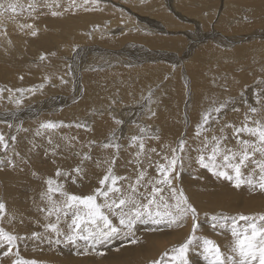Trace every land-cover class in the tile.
<instances>
[{
  "label": "rangeland",
  "instance_id": "1",
  "mask_svg": "<svg viewBox=\"0 0 264 264\" xmlns=\"http://www.w3.org/2000/svg\"><path fill=\"white\" fill-rule=\"evenodd\" d=\"M49 1L48 0H45V1L44 0H0V5L3 6V7H0V26H2V31L0 29V35L2 37V39H0V92H1L0 93V107L1 106L3 107V108H0V121H1L0 122V134H3V136L5 138V141L8 144V148L6 150L2 146H0V202H3L5 204V209L3 210L2 213H0V228H3L8 233H11V234H13V235H15L17 237H20V239H17L15 244L11 246V251H9V245L7 243L0 242V264H15V262H17V261H35V262H37V264H47V260L48 259L49 260L53 259L54 258V254H56L57 257H59V255H60V257H64V255L61 254V253H64V251L69 252V253H67V256H70V254H71L70 257H75V261L74 262H69L68 264H76V262H77V264H152L153 261H159V264H161L163 262H164L163 264H173L171 259L169 260V258L171 256V249L174 248V247H178L191 234V232H192V223H193L191 215H189L184 220V222L182 223L181 226L173 225L171 227H168L167 225H153V224L151 225V223H148V224L137 223V225L135 226V228L133 230L134 234L132 236L119 235V236L113 238L111 241H109L107 243L105 242L102 245H98L96 247L95 251H93L89 247L88 248L89 250L87 252H84V248L87 245L83 241L82 242L79 241L78 242V246L77 245H72V244H66L67 245L66 246L64 244V242H61L62 244L60 243V244H55L54 245V241L57 238H55L54 240H50V241H47V240H45L43 238L42 233L45 232L44 225L39 226V224L36 223V222H31L29 220H23L21 217L18 218V217H15L14 215L11 216L12 214H10V211L12 209H11V205H10L9 200L7 199L8 198V191L10 190L11 186L9 188V186L6 183H10L9 181L11 179H16V177H17L16 175H19V174H22V173L25 174L24 172L27 171L29 173L32 172L30 174V176H33L31 178H34V180L37 183L39 181H41V184L43 185V191L44 192L48 191V184H47L48 178H51V179L53 178V180H54L53 187L59 186V188L61 190L65 191L66 186L69 184L68 187H72V188H70L71 190L69 189L71 191V194H76V195H80V196H82L84 194L83 196H86L88 194L90 195L91 192H92L91 194H93L95 189H97V187H100V184H98L100 179H102V177H104V175L107 174L108 168L111 167L113 173L116 176L128 178V179H125V180H122V181L119 182L120 187H122L124 189H127V185L129 184V182L134 181V179L136 178L138 172L141 171V170L147 171L149 169L148 172H146V173H148L147 174L148 178H149V176H150V178H157L156 166L158 165V163L159 164L166 163V161L164 160V156L167 155V156L171 157V155H172V151L171 150L173 148H177L178 143H179V141L181 139L185 140V142H186V150L188 149L187 153L191 152L192 156L189 155V154L188 155L191 158V160L193 158H194V160L190 164H183V168L182 169L179 168V167L177 168V171L179 172V177H178V179H174L173 180V184L177 188H182L183 189L185 195L188 198L189 203L191 205H193L196 208V210H197V213H198L197 223H198L199 227H198V229H197L195 234L197 236L208 238V239H211V240L215 241V243L217 245H219L221 251L225 253V248L227 247L226 240L223 238V239L220 240L221 244L217 243L218 242V238H217V236L213 235V234H215V232L221 231L224 234H228V236H230V237H232L234 239V237L231 235L232 227L235 226V227H237L238 230L242 231L251 222H255L258 225L264 224V221H261L259 219L260 215L264 214V209L262 208L261 203H260V201L264 202V192L259 190L258 187H255V188L249 187V188H247L246 184H243V185H241V187L236 188L234 186V182L233 181H229V180H227L225 178H222V177L217 179V178H215V175L212 174V172H210L207 169L201 167L197 163V159H198V156L200 155V153L197 152L195 149H198L199 147H201V145L200 146H196L195 148L194 147H189L190 144H191L189 142V139H191V138L193 139L194 138L193 135L197 132V121H201L202 117L200 118V116L201 115L203 116V114L205 113V112H202L204 104L201 105L202 108H200L201 106H199V109L196 108L197 109V110L195 109L196 111L195 110L193 111L192 109H190V106H191L190 104L187 106V103L189 101V98H188L189 92H187L188 91L187 85L182 84V88L186 90L185 92L182 91V93L184 92L183 104L181 106L182 107L181 108L182 112H180V110H179V113L177 112L176 115L180 114V116H176L175 115L178 121L181 120L179 122L181 125H178V124L175 125V127L172 129V131L167 132L168 134L166 133L167 134L166 136L163 135L165 137H170V139L164 141L162 139V137L160 136V138L159 137L158 138L161 139V141H160V143H157L158 142V138L154 137L151 140H153V142L155 144L154 145H149V144H147L149 138L146 136V135H148V133H146V134L145 133L144 134L141 133L142 134L141 136H143L144 139L147 140V141H144V143H145V153L147 155L143 154V155L137 157L136 153H137L138 149L136 147H138V144H135L137 146L135 148H133L134 144L132 145L131 137L136 136V135L140 136V133H139V128L141 127L140 124H143V122L145 120L147 122V124H146L147 128L150 127V126H154V125L149 124L151 120H147L145 118L147 116L149 117V113L147 112L148 114H145L146 113V112L144 113L145 109L140 111L141 113L140 112L137 113V114H140L139 116L136 113H134V117H136V118L133 117L134 120L133 119L127 120L128 119L127 114L129 112L126 115H124V113H123V110H125V112H127L126 105L130 104L133 100L136 99V98L135 99L133 98L134 96L136 97V95H137L135 90H137V92L139 93L137 96L139 97L140 102H141L142 100L146 99L148 94H150L151 92L152 93L150 94V96H152V95L154 96L155 93H153V92H155V90L157 89L156 87H158L157 83H159V82H156V83L152 82L154 80L150 81L149 78H148V80H149L148 81L146 79H143L142 76H138L139 73H135L134 71H132L133 67L136 66V65H137V67H139V65L144 64V63H153V64H155L158 60H161V59L164 60V58H153V57H151V59H146V60L135 59V60H133L134 64L131 65L129 62H131V57H132L131 54L134 53L132 51L134 46L132 47L131 43H135L136 47L143 46V45L147 46V47H144L143 49H141V51H137V53H139V54H142V52H146V51H148V52H152V51L156 52V51H161L162 50V52L163 51L164 52H169V53L174 54V55L179 54V59H180L179 61H183V59H184V57H180L181 56V51H182L183 48H181L179 46H177L176 49H173L174 51L172 49H168L166 47H159L158 48L157 46H153V47L151 46V48H149V46L147 44L142 42L140 38L135 37L134 35L142 36L144 34H148V35L149 34H153V35H157V36H166L168 34L169 35H173L174 34L171 37H174V36H177V35L181 36V41L183 40L185 45L187 43H189L188 41H191V42H196L197 41V43L199 42L198 43L199 47L207 45L208 43H211V44L214 43L215 46H217V47L220 46L221 50L224 48L223 51L225 49L226 50L232 49L234 52L232 50H230V51H232L233 53H237V50H240L241 53H238V54L239 55L242 54V55L238 56V55L234 54V55H230V57L229 56L225 57V55H228V54H221L223 58L222 57L221 58H219V57L209 58L205 63L202 64L205 67V69L203 70V72H201V75H202V79L201 80L207 81V79L204 80L205 79L204 76L207 75L206 78L209 79L207 81L208 82V86L211 85L212 82L215 83L216 80H217L216 78H219V81L217 80V82H216L218 84H216V83L213 84L212 83L213 87H214V85H218V86H215L217 88H215V87L212 88V86H210L209 88H211V89H208V86L206 85L207 82L205 84L203 81L201 82V80H200V83H201L200 85L196 83L198 88L201 89L200 92L198 90V92L202 95V100L201 101H203V99H204L203 98V96H204V92L203 91L205 90V95L207 94L206 97L208 96V99L206 97H205V99H207L206 100L207 102L209 100L208 103L210 105H216L214 108L220 107V105H224V108L222 109V111H224L226 113L225 114L226 115V117H225L226 120L225 121H223V120L220 121L219 120L220 118L219 117L215 118L216 116L213 114L212 115L213 121H210L208 125H204L202 127L204 130H200V135L199 136H201V132L203 134H205L202 137V141H204L205 138H207L209 141H211V138L213 136L221 138L222 146H226L227 148L232 149L233 151H240L243 148V145L238 143V140H249L250 142H256V146L259 147L260 145H259L256 137H253V136H251L250 134H248L246 132L235 134V129L243 127L244 124H247L249 127L257 126L256 122H260L261 124H264V97H263V95H264V78L261 77V75L264 74V71H262V74L260 73V71H261L260 66L264 69V65H263L264 64V58H263L264 57V52H260V54H247V53H245L243 51V48L242 49H237V48L240 47L241 43L243 44L245 41L246 42L244 44H246V45L249 44L250 45L251 43H248V42L254 43V42H257V40L258 41H263L264 40V34L260 35V34L257 33V31L262 30L261 26L263 27V30H264V13H263L264 9L263 10L261 9V12L263 11L262 12L263 16H262V13L257 12L254 8L250 7L251 11H253L252 13L249 10L250 9L249 8V6H250L249 4L251 3V1H255V0H251V1L250 0L249 1L244 0L246 2L244 3V1H243V4H246L245 5L246 7L243 4H242L243 6H241V4L238 3L237 5H239L240 7L246 8L245 10H247V11H244L245 14H243V17L245 16L244 18L246 20L243 18L242 20L239 19V21L242 22V23H245L246 25H247V23H249L248 25H250V26L247 25V27H244V29L248 28L247 30H249V31L246 32V31H243L244 29L243 30L240 29V28H242V26L240 28L237 27V26H232V27L236 28V32L235 31H231V29H230L231 33H228V35L227 34H223V36L224 37H234L236 34H238V36L236 35L234 38H236V39L239 38V40L241 38L242 39L240 41L239 40L238 41L232 40V42L231 41H225L224 42V40H223L224 37H223L222 38L223 42H222V40H220V41L215 40L214 37H217V36L213 34L214 32L217 35H218V33H221V31L217 29V26H219V25L217 24V22H215L216 20H218L217 18L219 17V13H217V12H219L221 6H223L222 5L223 3H222L221 0H219V1L218 0H209L210 2L208 0H142V2H138L139 0H131V1L130 0H66L67 3L65 2V0H63V1L62 0H55L56 2L54 0L53 1L51 0L50 2ZM135 1H136V3H135ZM203 1H205L206 5H205V3ZM233 1H236V0H233ZM68 2L72 3V4H69ZM124 2H125V4H124ZM127 2H128V4H127ZM219 2H221V3L219 4ZM54 3L58 4V5H55ZM64 3H65V5H63ZM10 4H16L17 5V8H16L15 12H13L11 10V8L8 7V5H10ZM183 5H185L186 7L183 6ZM198 5H200V7ZM29 6H31V7H29ZM170 6H172V7H170ZM201 6L202 7L205 6V7L202 8ZM236 7H238V6H236ZM167 8H168V11H166ZM201 8L203 10H201ZM171 9L174 10V11H172ZM169 11H171L172 13H170ZM208 11H210V12L208 13ZM211 11L212 12L214 11L215 13L213 14ZM254 11H256L257 13L254 12ZM53 12H56L58 14L57 15H52ZM177 12H178V15H180L183 19H185V22H183V21H180V22L183 24V23H186V21H187L186 25L181 26V24H179L180 22H177L178 19L173 14V13L177 14ZM249 12H250V15H249ZM166 13H168V14H166ZM210 13H212L213 16H211ZM246 14H247V16H246ZM252 14L254 16H252ZM255 14H256V16L257 15L262 16L263 19L261 17H259V16L256 17ZM166 15L168 17L172 15V18L174 20H176V23L170 17L169 18L173 21V23L167 22L166 19H165ZM124 16L126 18L127 17L131 18V16L134 17V18L136 17L135 18L136 19V24L128 26L127 29H125V26H117V23L115 22V23H112L113 25L110 26L111 28L109 27V28H107V30H105V28H104L105 21H108L109 19H113V21H116L117 17L119 18V20L120 19L122 20V19L125 18ZM147 18H149V19H147ZM144 19L151 21V24H153V22H154L157 25L159 23L158 26H160V25L163 26L164 25L163 26L164 29L163 28H161V29L160 28L153 29L154 26H151L152 30H149V31H152V32H149L147 29H145L147 26L143 25V24H145V23H143ZM183 19H181V20H183ZM204 21H206V22H204ZM236 21L238 22V20H236ZM259 22L262 23V24H260ZM40 23L42 25H40ZM103 23H104V25H103ZM215 23L217 24V26H215L216 25ZM24 24H25V26H23ZM212 24H213V26H212ZM93 25H94V27H96L97 30H99V31L103 30V31L99 32L100 35H102V36H95V37L93 36L91 38L86 36V33H84V32L88 31L90 29V26L93 27ZM102 25H103V27H101ZM252 25L253 26L255 25L256 27L255 26L253 27ZM3 26H9V27H6V28H8V30L5 29V28L3 29ZM13 26H14V28H13ZM24 27H26V28H24ZM29 27H31V28H29ZM87 28H88V30H87ZM234 28H232V29L234 30ZM249 28H251V29H249ZM9 29H11V31L13 29V31H12L13 33L10 32ZM122 29H124V30L122 31ZM28 30H29L30 33L27 32ZM237 30H239L240 33H237ZM242 31L246 32L248 35L246 33L244 34ZM33 32H35V35H33ZM165 33H168V34L165 35ZM233 33H234V36H233ZM241 33H243V34H241ZM203 34H206L203 37H205V40L208 39L207 43L206 42L205 43L202 42V38H200V36L203 35ZM251 34H252L254 39L252 41L251 40L248 41V39L250 38L249 35H251ZM2 35H4L5 38L7 36V38L5 39L6 41L4 40ZM241 35H243V37L244 36H246V37L243 38ZM130 36L131 37L134 36V38L132 39V38H130ZM260 36L262 38H260ZM25 37H27V38H25ZM193 37L196 38V39H191ZM103 38H107V39L111 38L112 41H115L116 43L119 42V44H116L114 42L116 45L113 44V45H110V46H105V44L104 45L101 44L102 41H103ZM245 38H247V39H245ZM124 39H126V40H124ZM2 40H4L5 43ZM7 40H9V42H7ZM10 41H11V43H10ZM216 41H217V43H216ZM230 43H232V44L230 45ZM82 47L83 48H88V52L85 55L86 57L84 56V53H83L84 57H82V53H80V51L83 49ZM195 47H196V45L193 48L190 49L191 50L190 51L191 55L194 54ZM160 48H161V50H160ZM7 49L10 52L12 51L11 54L8 51H6ZM165 49H167V50H165ZM136 50H139V49L136 48ZM260 50L264 51V49H260ZM113 51L116 52V54L119 56V58L116 57L117 59H120L117 62L118 65H117V63L113 64V65H110V66L106 65V64L111 63L113 61H116L117 60L116 58H114V60L113 59L112 60H107L105 62H100L99 61L100 58L106 57L104 52L111 53ZM6 52H8L9 55ZM112 54H114V53H112ZM238 57H240V59ZM73 60H74V62H73ZM220 61H221V63H220ZM225 61H227V62H225ZM98 62H99V64H96ZM257 62H259V63H257ZM27 63H28V65H27ZM163 63H165V64H168V63L173 64L172 62L169 61V59L164 60ZM224 63H226L227 65H225ZM222 64H223L224 67L222 66ZM81 65L83 66L82 68H81ZM86 65H87V67H85ZM128 65H130V66H128ZM90 66H91V68H93L92 70H90ZM180 66H181V64L179 66H177V67H178V69H180L179 72L180 71L182 72L183 68L180 67ZM203 66L201 68H203ZM240 66L242 68H240ZM252 66H255V69H253V71H251L252 68H254ZM177 67H174V68L176 69ZM257 67H259L258 69H259V74L260 75L259 74L257 75V72H258ZM134 68H136V67H134ZM167 68H168L167 70L170 69L168 72L174 70L173 67H170V68L167 67ZM248 68H251V69L249 70ZM83 69H85V70H83ZM164 69H165V67H164ZM164 69L161 67L158 70H159V72H163ZM216 69L219 70L220 73L219 72L216 73L217 72ZM78 70H80L81 74L79 73ZM109 70H111V72H110L111 74L113 73L112 75L109 73ZM128 70H131V72L128 71ZM167 70H166V74L168 73ZM225 70H226V72H225ZM248 70H249V72H248ZM93 71H98V72L99 71H101V72L103 71L104 72L105 75H103V76H105V77H102V80L105 79V81H104L105 83H103V86L107 85V84H108V86H111L112 84L116 83V81H118L119 83L121 82L120 83L121 84V88H123L122 86L125 87V85L128 86L129 84H127V83H132L133 86H135V88L133 86H128V88L125 87V88L122 89V90H125V91L129 90V91H127L128 93L131 92V93H129V95H130L129 99L132 100V101H130L128 99V97H127L128 95L127 96L126 95H122V94H126L125 91H123V93L120 94L122 97L123 96L127 97V100L130 103L127 102V101L126 102L123 101V102L118 104L117 99L115 100V98H114V100H113L111 98L110 101H112V102L109 101L108 104H107L108 109L110 108V112H112V110L121 111L123 109L121 111L122 112V116L120 118H119L118 115L117 116H113L112 114H110L111 117H112V120L110 119L111 122H112L111 126L113 125V127H111L112 130L109 129L108 131L109 132H113L114 130L117 129L118 132H116V133L121 134L122 137H120V140H119V138H117L118 140L116 139V141L119 143V141H121V139L122 140L125 139V140H123V142H124V144H123L124 146L123 147L125 149H122L121 152L120 151L118 152L117 149H114L115 152H116L114 154L113 151L111 152L108 148H105L104 146H102V148H101L100 145L103 144V142L105 143V141L110 140V138L109 139H104V137H106V135L109 132L104 137H102V134H101L100 135V139H102V140L98 139V141H96V143L95 142L94 143H90V141H87L88 139L91 138L88 135L87 136L88 139L87 138H83V140L84 139H86V140H84V144L81 145V146H77L76 148H73L72 145L70 144V140L68 139L69 141L65 142V145H64L65 149L61 145L60 146L58 145V149H57V144H56L55 138H53L56 135L57 136L61 135L57 130H60V129L66 130V128L68 127L67 134H66V132H64V134H66V136H68V137H72L71 135H73V134H70L68 131L70 130V127L76 126L75 124H73V126L70 124V122H75L74 121L75 119H73V117H72L73 114H72V111L70 110V106H71V108H73L74 105L77 106L78 102L75 103V100L78 101V99L80 97L79 96L80 94L75 95L73 89L77 88L76 90L80 92L82 90L81 88H83V85H84V83L82 81L83 78L88 76L87 73L90 74ZM120 71H122V72H120ZM181 72H180L181 80H183V78L185 76V75H183L184 71L182 73ZM204 72H206L207 74H205ZM243 72L244 73L246 72L244 75L246 77L248 76L249 78H246L245 76H243ZM82 73L85 76L82 75ZM214 73H216V74H214ZM247 73H250V74H247ZM254 73H255V75L257 77L252 75ZM115 74H116V76H115ZM218 74H220V75H218ZM237 74H238V77H241L240 74H242L243 77L238 78ZM118 75H119V78H118ZM215 75H216V77H213ZM230 75H232V76H230ZM251 75L253 77L252 79H250ZM159 76H161V74ZM211 76H212L213 79L210 78ZM262 76H264V75H262ZM114 77H115V79H114ZM120 77H123V78H120ZM127 77H129V78H127ZM254 77H255L256 80L254 79ZM117 78L120 79V80H117ZM144 78H146V77H144ZM214 78H215V81H214ZM106 79H107V81H106ZM108 79L111 80V81L109 80L111 84H109ZM144 80H146V81H144ZM234 80H237V81L234 82ZM247 80H248V82H247ZM48 81L53 83L52 88H49L50 84H49ZM113 81H114V83H113ZM261 81H263V82H261ZM40 82H41L42 85L40 84ZM81 82H82V84H81ZM228 82H229V84H228ZM153 83H154V85H153ZM61 84L63 85V87L61 86ZM236 84H237V86L239 88H241V89H239L241 91L244 90L245 87L252 88V94L255 95V96H252V98H251L253 104L251 102V103H248V104L244 103V105H243L242 101H245V99L242 97V95L238 94L239 91H238V87L236 86ZM59 85H60V87H59ZM183 85H185V86H183ZM201 85H204L203 86V89H204L203 91H202ZM228 85L229 86L232 85L231 88L234 91H236L235 89L237 88L238 92L236 91V93H234L235 96L228 94V93H230V91H231V93L233 92L231 90V88H228L229 87ZM241 85L243 87H241ZM40 86H43V87H40ZM61 87L62 88L66 87L70 91L68 92V90L66 89L67 90V94H66L65 93L66 90H64L65 88L63 89L65 92H63V90H61L62 89ZM136 87L139 88V90L136 89ZM218 87H220L221 89L220 88L218 89ZM20 88L21 89H23V88H26V89H28V88L29 89L36 88V89H39V90L34 92V94L33 93L30 94L29 98H32V99L28 100V96H23V98H22V96L21 97L19 96L20 93L22 92V91H18V90H21ZM130 88H132L134 90L131 89V91H130ZM225 88L228 89V90H225ZM242 88H244V89H242ZM5 89H7L6 92H5ZM26 89H23V90H26ZM216 89L218 90V92H216ZM229 89H230V91H229ZM34 90H32V92ZM59 90H61V91L59 92ZM110 90H111V88H110ZM143 90L146 93H144ZM39 91H41V92H39ZM49 91H50V93L51 92L52 93L49 94ZM219 91H221V92H219ZM47 93L49 94V96H48ZM114 93L115 94L118 93V90L116 89ZM133 93H134V95L131 98V96H132L131 94H133ZM223 93L225 95H222ZM62 94H63V96H62ZM65 96L67 98H69V101H65V102L63 101L64 103H62V104L60 102H58V101H50V102L44 103V100L53 99L55 97L56 98L65 97ZM71 96H73L74 98L73 97L70 98ZM260 96H261V98H260ZM17 97H19V98H17ZM46 97H47V99H46ZM142 97H143V99H142ZM218 97L220 98V100H219ZM3 99L6 100V101H4ZM222 99L224 100L223 102H221ZM236 99H237L236 103H239V105L237 106L238 108H239V106H242V105H243V108L244 107H248L247 110H244L242 112H241V110H238L237 112H239V113L236 114V115H239V116H236L234 114L235 113L234 110H236L237 107L236 106L234 107L233 106L234 104L231 103V101L234 102ZM254 99H256V100H254ZM17 100H20L21 103H23L22 107H21V104L17 105V103H16ZM113 101L116 102V103H114ZM217 101H219V102H217ZM257 101H259V103ZM261 101H262V103H261ZM8 102H10L9 103L10 106H8L9 110H7V106L5 105V104L9 105ZM216 102H217V104H216ZM1 103H3V104H1ZM11 103H14V104L16 103L15 104L16 105L15 110L13 109L15 107V105L13 106V104H12V106H11ZM71 103H72V105H71ZM109 104H110V107H109ZM225 105H227V106L225 107ZM257 105H258V107H257ZM228 106L230 107L229 109H228ZM9 107H11L13 110L10 109ZM49 107H51L52 109L51 108L49 109ZM232 107H234L233 111H231ZM253 107H255L257 109L256 113H252L250 111L251 108H253ZM7 111H9L10 114ZM29 111H31V113H29ZM115 111H113L112 113H115ZM197 111L199 112V114L197 113ZM63 112L65 114H67V112L71 113V115L68 114V115H70V117L67 115V119H68L69 123H68V126H66V128H65V125L63 124L65 119H61L63 117V116H61ZM190 112H191V114H190ZM14 113L18 114V115H15ZM102 113H104V112H101L99 114L97 120H100L101 118L104 117V114H102ZM242 113H243V115H242ZM43 114L44 115L46 114V115L44 116ZM240 114L242 116H240ZM33 115H35V116H33ZM40 115H41V117H40ZM195 115L197 116V118H196ZM125 116H126V118H125ZM20 117L23 118V119H21ZM36 117H38V120L36 119ZM114 117L119 118V120L117 119V121H120L122 123H117V121H113L115 119ZM29 118H32V119L35 118L34 120H31V121H35L36 120L38 123L35 121V122H33L32 126H31V123H30L31 121L29 122ZM39 118L41 120L44 118V120L40 121ZM235 118H236V120H235ZM135 119L137 121H135ZM182 119H184V120H182ZM217 119H218V121H216ZM190 120L193 121L194 125H192L191 126L192 128L190 127V129H189V135L190 136H188V134H187V137H186L187 128H185V127H188L187 123H189ZM214 120L216 122L220 123V125L219 126L216 125L214 128H218V129H216V131H214L212 134H209L210 132L205 131V130L207 128H211L210 125L212 124V122H213L214 125L216 124V122ZM228 120H232V121H228ZM48 121L57 122L56 125L58 127L56 126L55 128H51L49 130L51 133L49 131H47L48 129L46 130V129L41 128L39 126L42 123H45V122H48ZM39 122H40V124H39ZM60 123H61V125H60ZM124 123L128 124L127 128H130L129 130H126L124 128V125H125ZM21 126H23L24 128L26 127L25 129L22 127V129H24V132L25 131L27 132L28 130L30 131L31 128L34 131L37 130V129H39V130H37L38 132L36 133V135L35 134L33 135V133H32L33 130L31 129L32 132H29V131L28 132H29V134L32 137H27L29 135L28 132L25 133V134L22 133L23 131H21L22 129H20ZM59 126H61V127H59ZM28 127H30V128H28ZM147 128L145 129L146 132H148ZM87 129L88 128L86 127L84 129V131L87 130ZM17 130H18V132H16ZM45 130H46V132H45ZM228 130H231V131H228ZM19 131L21 133V136H20V134L18 135ZM39 131H43V132H41L43 134H39L40 133ZM47 132L50 133V134L47 135L48 134ZM57 132H58V134H57ZM26 134H28V135H26ZM22 136H24V138ZM43 136H45V137L47 136V138H49L50 141L47 138L43 137ZM224 136H226V137H224ZM12 137H15V140H13ZM35 137H37L38 139H35ZM39 137L41 139H39ZM31 138H33V139H31ZM52 138H53V140H52ZM36 140H38V141H36ZM72 140H74L75 142H78V140H76L73 137H72ZM112 140H113V138H112ZM155 140H156V142H155ZM40 141H42V142H40ZM47 141H49V142L47 143ZM52 141H54L55 143L52 142ZM23 142H25V143H23ZM173 142H174V144H173ZM30 143L33 144V145H31ZM41 143L44 144V146L40 148V146H42ZM19 144H20V146H18ZM23 145L25 147H23ZM78 145H80V142L78 143ZM21 146L23 148H21ZM32 146H33V148H32ZM45 146L47 147V149H46ZM88 146H91L92 148L93 147L94 148L92 149L91 147H88ZM97 147H98V149H97ZM128 147H130V148H128ZM34 148H35V150H34ZM39 148L42 149L41 150L42 152L39 151L40 150ZM109 148H112V147H109ZM152 149H155V151L153 152ZM108 150H109L110 153L108 152ZM123 150H124V152H123ZM16 152H17V154H16ZM26 152L28 154H26ZM98 153H99V155H98ZM85 154H87L90 157V159H85ZM177 154L181 155L183 157V159H184V152H182V153L178 152ZM205 155H207V153H205ZM61 156H64V158L68 157V156H72V160H73V158L76 159V160H74V164H75V166H73L74 170L73 169L70 170L71 172L68 170L69 167L67 168V164H66L67 161H61L60 160ZM116 156H118V158H116ZM35 157L39 158V160H37V158H35ZM104 158L106 160H104ZM113 159H114V164L110 163V161H112ZM254 159H256V160L264 159V156H261V154L259 152H257L254 155ZM82 160H83V164H82ZM144 160L147 161V162H145ZM218 160H219V158H218ZM32 161H33V163H32ZM79 161H81V162H79ZM95 161H96V163H95ZM148 162H149V164L151 166L148 164ZM183 162H184V160H183ZM194 162L197 164V167H198V168L196 167V170H195L197 173L201 174L202 176H205L206 174L208 175L207 178H205L207 183H203L202 181L198 180V178H196V177H198V175H196V177H195V176H193V175H191L189 173L190 169L193 167L192 163H194ZM5 163H7L8 165L5 164ZM59 163H61L62 165L64 164V166H60ZM80 163H81V165H80ZM92 163L95 166L92 165ZM119 163L120 164L122 163V165H120ZM129 163H131V165ZM139 163L144 165V166L140 165ZM117 164H119V165H117ZM103 165H104V167H103ZM25 166L28 167L30 170H28L27 168H24ZM80 166H82V167H80ZM105 166H107V167H105ZM115 166L118 169H121V172L118 169L116 170ZM125 166L128 167V170H131L132 166H135V168L138 166L136 168L138 171L136 172V174L133 173V172H132L133 174H128L124 170H122V169H124ZM78 167L80 169H82L80 171V173L75 171ZM89 167H90V169H89ZM120 167H122V168H120ZM126 167H125V170H126ZM129 167H130V169H129ZM103 168H104V170H103ZM143 168H145V169H143ZM254 168H256V165L251 163V162H249L247 164V167L242 169V172H243L245 177H248L249 174H252V177H256L255 179L257 181H254V183H256V182L259 181L260 173H259V169L258 168H256V171L253 173V169ZM202 169H203V171H202ZM34 170H35V172H34ZM57 170H59L61 172L59 176L56 175ZM87 171H92L91 178L89 179L91 181V184H90V188H91L90 191L91 192H89V193L85 192V190H83L82 184H78L77 181L75 180L76 176H84V178H85L86 177L85 174H86ZM97 171H99V172H97ZM123 171H124V174L122 173ZM229 171L231 172V170H229ZM248 171H250V172H248ZM11 172L12 173L14 172V174H12ZM100 172H102V173H100ZM40 173H42V174H40ZM9 175H12V176H9ZM67 175H68V177H66ZM129 175H130V178H129ZM43 176L45 178H43ZM70 176H71V178H70ZM93 176L95 178H93ZM65 177L67 178L66 180H65ZM96 177H98V178H96ZM132 177H133V179H132ZM96 179H98V181ZM203 179H204V177H203ZM42 180L45 182V184L43 183ZM65 181L66 182L68 181V182L66 183ZM86 181H88V179ZM209 181H211V183ZM126 182H127V184H125ZM193 183L196 184V185H193ZM208 183H210V184H208ZM206 184H208V185H206ZM220 184H222V185H220ZM24 186L25 187H22L21 185L19 186L20 189L22 187L21 190H19L17 188V186H15L16 187L15 188V191H16L15 192V196L17 195V197H18V195H19V197H20L21 195L24 196L26 193H28L27 187H26L27 185H24ZM95 186H97V187L94 188ZM191 186L195 187L194 194L196 193V196H198V201H200V202L204 201V202L201 203V204L205 203L203 209H202V207L200 208L199 204H197L199 206L195 205L196 204V201H195L196 197L194 196V194L190 195L188 193L187 190ZM215 187H217L218 189H216ZM219 187L220 188L223 187L224 188V192L227 190L226 192H228V193L224 195L223 194L224 193L223 189L221 188L222 197L220 195L217 196L218 194L216 192L220 191ZM213 188L216 189V191H215V193L217 194L216 196L220 200L219 201L220 202L219 205H218V203H210L209 204V203L205 202V200L207 198L209 199V198L212 197ZM72 189H73V191H72ZM244 189H246V190H244ZM74 190L77 191L78 193L75 192ZM17 191H19L20 194L17 193ZM150 191H151V188L148 187L147 191H145V192H150ZM246 191H249V192L246 193ZM56 193L59 194V192H56ZM56 193L53 194V195L55 196ZM68 193H70V192H68ZM199 193H201V194H199ZM199 195H200L201 198H199ZM231 195H232V198H231ZM253 197H255V198H253ZM20 198H22V197H20ZM58 198H59V196H58ZM229 198L231 199V201H230ZM60 199H61V196H60ZM62 199H61V201H62ZM100 199L102 200V198H100ZM100 199L98 198V202L101 201ZM218 199H216L217 200L216 202H218ZM228 199H229L230 203H229ZM249 199L255 202V203H252V204H255L254 206L258 207L256 209V212H258V213H256L255 210L254 211H250L249 208H245ZM206 201H208V200H206ZM224 201H226V202H224ZM227 202H228V204H227ZM231 202L233 203V205H231L232 204ZM222 204H224V205H222ZM32 205L33 204L30 203V206H31L30 209L33 212L35 209H34V207ZM227 205L228 206L230 205L231 208L230 207H226ZM207 206H208V210L205 209V207L207 208ZM222 206H224V207H222ZM232 206H236V207L234 208ZM241 206H242V208H241ZM254 206H251V208L252 207L256 208ZM220 207H222V208H220ZM229 208H230V211H229ZM213 209L216 212H214ZM239 209H240V212H239ZM209 210L212 211V212H210ZM223 210L226 213L222 212ZM206 212H207V214H206ZM220 212L222 214H225V216L229 217V219L227 221H222L223 223H225V227L224 228L216 227L215 228V229H217V231H216L214 228H212V226H209V225H211L213 223L212 219H210V218L212 216H214V215H218ZM251 212H252V214H251ZM34 213L36 214V210L33 212V214ZM207 215H209V217H207ZM241 215L249 216V217H253L254 215L255 216L253 217L252 221H244V220H239L238 219L239 216H241ZM10 216L13 217L12 219H15V220H12ZM54 216L55 215H53L52 217H54ZM203 216H206L204 220H202ZM47 217H49V216H47ZM233 217L237 218L235 225H233V223H232V219L231 218H233ZM16 218H18V219H16ZM20 219H21V221H20ZM16 220H18V221H16ZM15 221H16V223H15ZM200 221L202 223H200ZM203 221H205V223ZM206 221H208V222H206ZM210 221H211V224L209 223ZM21 222L23 223V226L26 229L22 230L21 229L22 227L21 228L19 227V225L22 226ZM24 222H25V225H24ZM49 222H55V217L51 218L50 220H47L46 224L49 223ZM61 222H62L63 226H66L65 223H64V218L63 217H61ZM113 222L118 224V222H115V220ZM206 223H207V225L208 224L209 225L206 226ZM147 225H148V227H147ZM240 225H242V228L240 227ZM9 226H10V228H9ZM209 227L211 228V230L209 229ZM64 229L67 231V228H64ZM212 232H213V234H212ZM33 233L40 234V238L37 239L36 237H34L32 235ZM46 233L48 234L49 232H46ZM54 237L55 236H53V238ZM60 238L63 241V239H62L63 237H60ZM133 240H135V242H133ZM25 247H27V248H25ZM64 247L69 248V250L68 251L64 250ZM150 250H151V252H150ZM152 250H154V255L152 253L153 252ZM166 252L169 253L168 256L164 255ZM5 253H7V254H5ZM194 253H195L193 255L194 258H192L191 256L188 255V259L190 261V264H191V261H192L193 264H194L195 260L198 262L197 258L199 259V254L200 253H199L198 250L194 251ZM144 255H146V257L148 259H146L144 257ZM38 256H41V257H38ZM163 257H166V259H168V262L166 260L162 261L161 259ZM199 260L201 262L203 261L204 264H207V261L204 258H200ZM197 262H195V263L197 264ZM53 264H57V263H53Z\"/></svg>",
  "mask_w": 264,
  "mask_h": 264
},
{
  "label": "bare ground",
  "instance_id": "2",
  "mask_svg": "<svg viewBox=\"0 0 264 264\" xmlns=\"http://www.w3.org/2000/svg\"><path fill=\"white\" fill-rule=\"evenodd\" d=\"M45 1V0H44ZM49 1V0H48ZM51 1V0H50ZM49 1V2H50ZM53 1V0H52ZM55 1V0H54ZM63 1V0H62ZM131 1V0H130ZM209 1V0H208ZM219 1V0H218ZM222 1V5L223 6H221V8H220V11L219 12H217V13H219V17L217 18L218 20H216L215 22H217V24L219 25V26H217V24L215 25V26H217V29L218 30H220L221 31V33H218V35L214 32L213 34L214 35H216L217 37H214L215 38V40H217V41H220V40H222V38L224 37L223 36V34H227L228 35V33H231V31H235L236 32V28H234V27H232V26H237V27H241L242 26V28H240V29H244V27H247V25L249 24V23H247V25L245 24V23H242V22H240L239 21V19H243L244 17H243V14H245V12L244 11H247V10H245L246 8H243V7H240L239 5H237L238 3L239 4H241V6H245L246 4H243V1L244 0H236V1H233V0H221ZM247 1H249V0H247ZM251 1V0H250ZM260 1V2H259ZM56 2V1H55ZM58 2V1H57ZM65 2H66V0H65ZM84 2V1H83ZM82 2V3H83ZM138 2H142V0H139ZM167 2V1H166ZM196 2V1H195ZM204 3H205V1H203ZM202 2V3H203ZM210 2V1H209ZM241 2V3H240ZM246 1H244V3H245ZM61 3V2H60ZM67 3V2H66ZM69 3V2H68ZM75 3V2H74ZM80 3V2H79ZM135 3H136V1H135ZM212 3V2H211ZM221 2H219V4H220ZM55 4V3H54ZM69 4H72V3H69ZM124 4H125V2H124ZM127 4H128V2H127ZM141 4V3H140ZM167 4V3H166ZM198 4V3H197ZM243 4V5H242ZM55 5H58V4H55ZM63 5H65V3L63 4ZM172 5V4H171ZM202 5V4H201ZM204 5V4H203ZM205 5H206V3H205ZM250 6H249V8L251 7V8H254L257 12H259V13H262L264 10V0H255V1H251V3L249 4ZM127 6V5H126ZM147 6V5H146ZM183 6H185V5H183ZM189 6V5H188ZM199 7H200V5H198ZM236 6H238V7H236ZM128 7V6H127ZM130 7V6H129ZM170 7H172V6H170ZM186 7V6H185ZM202 7V6H201ZM205 7V6H204ZM204 7H202V8H204ZM246 7V6H245ZM164 8V7H163ZM201 8V10H203ZM251 8L249 9L250 10V12L252 13L253 11H251ZM147 9V8H146ZM175 9V8H174ZM191 9V8H190ZM261 9L263 10L262 12H261ZM132 10V9H131ZM149 10V9H148ZM172 10V9H171ZM84 11V10H83ZM166 11H168V8H167V10ZM172 11H174V10H172ZM256 11H254V12H256ZM159 12V11H158ZM170 13H172L171 11H169ZM207 12V11H206ZM210 11H208V13H209ZM212 12V11H211ZM250 12H249V15H250ZM256 12V13H257ZM169 13V14H170ZM213 14L215 13L214 11L212 12ZM212 13H210V15L211 16H213L212 15ZM248 13V12H247ZM264 13V12H263ZM263 13H262V16H263ZM166 14H168V13H166ZM174 14V16L179 20H177V22H180V21H183V22H185V19H183L180 15H178V12H177V14H175V13H173ZM172 14V15H173ZM172 15L171 16H169L170 18H172ZM204 15V14H203ZM218 15V14H217ZM248 15V16H249ZM135 16V15H134ZM157 16V15H156ZM196 16V15H195ZM246 16H247V14H246ZM252 16H254L253 14H252ZM251 16V17H252ZM255 16H256V14H255ZM257 16H259V15H257ZM256 16V17H257ZM262 16H259V17H261L262 18ZM120 17V16H119ZM125 17V16H124ZM167 15L165 16V19H166V21L167 22H171V23H173V21L169 18ZM97 18V17H96ZM136 18V17H135ZM134 17H132L131 16V18L130 17H125L124 19H120L119 20V18L117 17L116 18V21H113V19H109L108 21H105V26H104V28H105V30H107V28H109L111 25H113L112 23H117V26H125V29H127V27L128 26H131V25H133V24H136V19H135ZM216 18V17H215ZM260 18V19H261ZM147 19H149V18H147ZM173 19V18H172ZM181 19H183V20H181ZM245 19V18H244ZM250 19V18H249ZM263 19V18H262ZM105 20V19H104ZM174 20V19H173ZM193 20V19H192ZM215 20V19H214ZM236 20H238V22L236 21ZM246 20V19H245ZM113 21V22H112ZM175 21V23H176V20H174ZM201 21V20H200ZM254 21V20H253ZM153 22V21H152ZM197 22V21H196ZM204 22H206V21H204ZM244 22V21H243ZM251 22V21H250ZM39 23V22H38ZM143 23H145V24H143V25H145V26H147L145 29H147L148 31L149 30H152V27L151 26H154V28L153 29H155V28H163L164 29V25L162 26V25H160V26H158L159 25V23H158V25L157 24H155L154 22H153V24H151V21H149V20H145L144 19V21H143ZM186 23H187V21H186ZM186 23H179V24H181V26H183V25H186ZM190 23V22H189ZM260 23V22H259ZM150 24V25H149ZM260 24H262V23H260ZM40 25H42L41 23H40ZM103 25H104V23H103ZM103 25L101 26V27H103ZM189 25V24H188ZM187 25V26H188ZM191 25V24H190ZM210 25V24H209ZM23 26H25V24L23 25ZM108 26V27H107ZM116 26V25H115ZM212 26H213V24H212ZM248 26H250V25H248ZM253 26V25H252ZM255 26V25H254ZM253 26V27H254ZM6 27H9V26H3V29L5 28V29H7L8 30V28H6ZM12 27V26H11ZM17 27V26H16ZM27 27V26H26ZM26 27H24V28H26ZM32 27V26H31ZM31 27H29V28H31ZM252 27V28H253ZM256 27V26H255ZM260 27V26H259ZM13 28H14V26H13ZM40 28V27H39ZM111 28V27H110ZM232 28H234V30L232 29ZM0 29H1V31H2V26H0ZM162 29V30H163ZM167 29V28H166ZM230 29H231V31H230ZM238 29V28H237ZM246 29V30H245ZM243 31H246V32H248L249 30H247L248 28H245ZM249 29H251V28H249ZM254 29V28H253ZM261 29L262 30H260V31H257V33L258 34H260V35H262V34H264V30H263V27L261 26ZM10 30V32H12L13 31V29H12V31H11V29H9ZM26 30V29H25ZM87 30H88V28H87ZM124 29H122V31H123ZM255 30V29H254ZM38 31V30H37ZM101 31H103V30H101ZM101 31H99V30H97L96 29V27H94V25H93V27L92 26H90V29L88 30V31H85L84 33H86V36L87 37H89V38H91V37H95V36H102V35H100V33L99 32H101ZM143 31V30H142ZM214 31V30H213ZM242 31V32H243ZM18 32V31H17ZM27 32H29V30L27 31ZM26 32V33H27ZM149 32H152V31H149ZM148 32V33H149ZM246 32H243L244 34L246 33ZM13 33V32H12ZM11 33V34H12ZM30 33V32H29ZM45 33V32H44ZM159 33V32H158ZM191 33V32H190ZM237 33H240V31L239 30H237ZM243 33H241V34H243ZM166 34H168V33H165V35ZM236 34V33H235ZM247 34V33H246ZM31 35V34H30ZM159 35V34H158ZM174 35V34H173ZM173 35H166V36H157V35H153V34H144V35H142V36H138V35H134L135 37H138V38H140L141 39V41L142 42H144L145 44H147L148 46H149V48H151V46L153 47V46H157L158 48L159 47H166V48H168V49H176L177 48V46H179V47H181V48H183L182 49V51H181V56L180 57H184V59H183V61H179L180 59H179V54H177V55H174V54H171V53H169V52H162V50H161V48H160V50L161 51H156V52H154V51H152V52H148V51H146V52H142V54H139V53H137V51H141V49H143L144 47H147V46H138V47H136L135 45V43H131V46L133 47L134 46V48L132 49V51L134 52L133 54H131L132 55V57H131V62H129L131 65L132 64H134L133 63V60H135V59H138V60H146V59H151V57H153V58H164V60H167V59H169V61L170 62H172L173 64H171V63H168V64H165V63H163L164 62V60H158L155 64H153V63H144V64H141V65H139V67H137V65L136 66H134V67H136V68H134L133 66V69H132V71H134L135 73H139V75L138 76H142L143 77V79H146V80H148V78H149V80L150 81H152V80H154V81H152V82H159V83H157V86L158 87H156L157 89L155 90V92H153V93H155L154 94V96L152 95V96H150V94L152 93H150V94H148V96H147V98L146 99H144V100H142L141 102H140V99H139V97L137 96L139 93L137 92V90H135V92L137 93V95H136V97L134 96L133 97V95H134V93L133 94H131L132 96H131V98L133 97L135 100H130L129 98V93H131V92H127V91H129V90H122L123 88H125V87H127L128 88V86H133V84L132 83H127V84H129L128 86H126L125 85V87L124 86H122L123 88H121V82L119 83L118 81H116V83H114V81H113V83L114 84H112L111 86H108V84L107 85H104L103 86V83H105L104 81H105V79L104 80H102V77H105V76H103V75H105L104 74V72L102 71H93V72H91L90 74L89 73H87L88 74V76H86V77H84L83 78V83H84V85H83V88H81L82 90V92L80 91H77L76 89L77 88H75V89H73V91H74V93H75V95H77V94H80L79 96V99H78V101H76L75 100V103H77V106H73V108H71V106H70V110L72 111V114H73V119H75L74 121L75 122H70V124L73 126V124H75V125H77V124H79V125H87V130H85L84 131V129L86 128V127H77V126H73V127H70V130L68 131L70 134H73V135H71L73 138H75L76 140H78V142H75L74 140H72V137H68V136H66V134H67V130H68V127L66 128V126H68V123H69V121H68V119H67V115L68 114H70L71 115V113L69 112H67V114H65L64 112L62 113V115L61 116H63L61 119H65L64 120V122H63V124L65 125V128H66V130H62V129H60V130H57L61 135H56L55 137H53V138H55V141H56V144H57V149H58V145L60 146H62L63 148H64V145H65V142H67V141H69L70 140V144L72 145V147L73 148H76L77 146H81V145H83L84 144V140H86V139H84L83 140V138H87V136L89 135L91 138L90 139H88L87 141H90V143H96V141H98V139H100V135L102 134V137H104L109 131V129H111L112 130V128L111 127H113V125L111 126V124H112V122H111V120H112V117H111V115L110 114H112L113 116H119V118L122 116V110L121 111H115V110H112V112L113 111H115V113H112V112H110V108L108 109V106H107V104H108V102L111 100V98L114 100V98H115V100L117 99V102H118V104L119 103H121V102H123V101H127V102H129L128 100H127V97H128V99L130 100V101H132L130 104H128V105H126V110H127V112H125V110H123V113H124V115H126L128 112V114H127V117H128V119L127 120H131V119H133V117H134V113H139L140 111H142L143 109H145L144 110V113L145 114H148L149 113V117L147 116V117H145L147 120H151L150 121V123L149 124H151V125H154V126H150V127H148L147 128V122H146V120L143 122V124H140V128H139V133H140V136L142 135V134H146V133H148V135H146L149 139H148V143L147 144H149V145H154L155 143L153 142V140H151V139H153L154 137H159L160 138V136L162 137V139L165 141V140H169L170 139V137H165L168 133L167 132H170V131H172V129L175 127V125H181L179 122L181 121H178L177 120V118H176V116H180V114H178V115H176V113L178 112L179 113V110H180V112H182L181 111V106H182V104H183V99H184V92L186 91L185 89H183L182 88V84H185V85H187V87H188V91L187 92H189V95H188V98H189V101H188V103H187V106L190 104L191 106H190V109H192L193 111L196 109V108H198L199 109V106H201V105H203L204 107H203V109H202V112H208V111H210V110H212V109H215L214 107L216 106V105H210L208 102H209V100H208V102L206 101L207 99H208V96L206 97V95H205V90L203 89V86L204 85H201V87H202V91L204 92V96H203V101H201L202 100V95L199 93L200 92V90L201 89H199L198 88V86H197V84H201L200 83V80L202 79V75H201V72H203V70L205 69V67L202 65L203 63H205L209 58H213V57H219V58H221L222 57V55L221 54H228V55H225V57H227V56H229L230 57V55H238V56H241V55H239L238 53H241V51L240 50H237V53H233L234 51L232 50V49H230V50H232V51H230V50H224L223 51V49L221 50V48H220V46L219 47H217V46H215L214 45V43L213 44H211V43H208L207 45H204V46H202V47H199V42L197 43V41L196 42H191V41H188L189 43H187L186 45H185V43L183 42V40L181 41V36H179V35H177V36H174V37H171V36H173ZM206 34H203V35H201L200 36V38H202V42H206L207 43V40L208 39H206L205 40V37H203V36H205ZM237 36H238V34H236ZM235 35V36H236ZM240 35V34H239ZM248 35V34H247ZM3 36V38H4V40L7 38V36H6V38L4 37V35H2ZM134 36H130V38H134ZM190 36V35H189ZM211 36V35H210ZM233 36H234V33H233ZM234 36V37H235ZM242 37H243V35H241ZM198 37V36H197ZM208 37V36H207ZM234 37H224V42L225 41H231L232 42V40H234V41H238L239 40V38H234ZM244 37H246V36H244ZM243 37V38H244ZM251 39H250V38ZM249 39H248V41L249 40H253L254 38H253V36H252V34L251 35H249ZM15 38V37H14ZM25 38H27V37H25ZM129 38V37H128ZM241 38V37H240ZM259 38V37H258ZM260 38H262L261 36H260ZM0 39H2V37H1V35H0ZM191 39H196V38H191ZM242 39V38H241ZM240 39V40H241ZM245 39H247V38H245ZM4 40H2L3 42H4ZM64 40V39H63ZM124 40H126V39H124ZM190 40V39H189ZM223 40H222V42H223ZM239 40V41H240ZM6 41V40H5ZM217 41H216V43H217ZM256 41V40H255ZM264 41V40H263ZM263 41H258L257 40V42H254V43H252V42H248V43H251L250 45L249 44H242L241 43V45H240V47H238L237 49H242L243 48V51L245 52V53H247V54H260V52H264L263 50H260V49H264V42ZM7 42H9V40H7ZM6 42V43H7ZM100 42V41H99ZM115 41H112V39L110 38V39H107V38H103V41H102V43L101 44H105V46H110V45H113V44H115L114 43ZM5 43V42H4ZM3 43V44H4ZM10 43H11V41H10ZM25 43V42H24ZM2 44V45H3ZM9 44V43H8ZM7 44V45H8ZM116 44H119V42H117ZM115 44V45H116ZM232 43H230V45H231ZM239 44V43H238ZM73 45V44H72ZM196 45V47H195V51H194V54L193 55H191V53H190V49L191 48H193L194 46ZM198 45V46H197ZM202 45V44H201ZM229 45V44H228ZM4 46V45H3ZM26 46V45H25ZM227 46V45H226ZM237 46V45H236ZM57 48V47H56ZM61 48V47H60ZM74 48V47H73ZM83 48V47H82ZM136 48H138L139 50H136ZM220 48V49H219ZM4 49V48H3ZM6 49V48H5ZM10 49V48H9ZM153 49V48H152ZM165 50H167V49H165ZM6 51H8L10 54H11V52L7 49ZM174 51V50H173ZM226 51V52H225ZM230 51V52H229ZM8 52H6L7 54H8ZM16 52V51H15ZM88 52V48H83L81 51H80V53H82V57H84L85 55H86V53ZM78 53V52H77ZM83 53H84V56H83ZM102 53V52H101ZM112 53H114V54H112ZM136 53V54H135ZM19 54V53H18ZM100 54V53H99ZM103 54V53H102ZM104 54L106 55V57H104V58H100V62H105V61H107V60H114V58H116V57H118L119 58V56L116 54V52H111V53H107V52H104ZM9 55V54H8ZM78 55V54H77ZM257 56V55H256ZM73 57V56H72ZM77 57V56H76ZM86 57V56H85ZM88 57V56H87ZM40 58V57H39ZM223 58V57H222ZM232 58V57H231ZM230 58V59H231ZM236 58V57H235ZM239 59H240V57H238ZM264 58V57H263ZM262 58V59H263ZM74 59V58H73ZM88 59V58H87ZM117 59V58H116ZM128 59V58H127ZM217 59V58H216ZM258 59V58H257ZM81 60V59H80ZM89 60V59H88ZM120 59H117L116 61H113V62H111V63H108V64H106L107 66H110V65H113V64H116L118 61H119ZM126 60V59H125ZM32 61V60H31ZM84 61V60H83ZM82 61V62H83ZM137 61V60H136ZM149 61V60H148ZM235 61V60H234ZM242 61V60H241ZM248 61V60H247ZM259 61V60H258ZM73 62H74V60H73ZM85 62V61H84ZM97 62V61H96ZM167 62V61H166ZM211 62V61H210ZM225 62H227V61H225ZM71 63V62H70ZM86 63V62H85ZM91 63V62H90ZM213 63V62H212ZM220 63H221V61H220ZM223 63V62H222ZM240 63V62H239ZM257 63H259V62H257ZM263 63V62H262ZM74 64V63H73ZM96 64H99V62L98 63H96ZM181 64V66L180 67H182L183 68V71H184V74L183 75H185L184 76V78H183V80H181V75H180V72H179V70L180 69H178V67L177 66H179ZM225 65H227L226 63H224ZM27 65H28V63H27ZM32 65V64H31ZM117 65H118V63H117ZM261 65V64H260ZM259 65V66H260ZM264 65V64H263ZM92 66V65H91ZM91 66H90V70H92L93 68H91ZM94 66V65H93ZM128 66H130V65H128ZM203 66V68H201ZM222 66H223V64H222ZM243 66V65H242ZM258 66V65H257ZM30 67V66H29ZM83 66L81 65V68H82ZM85 67H87V65L85 66ZM163 68L164 69V67H165V69L163 70V72H159V68ZM167 67H177L176 69L174 68V70H172V71H170V72H168L169 70H167L168 68ZM179 67V68H180ZM224 67V66H223ZM252 67H254V68H252V70L251 71H253V69H255V66H252ZM31 68V67H30ZM80 68V69H81ZM104 68V67H103ZM102 68V69H103ZM239 68V67H238ZM240 68H242L241 66H240ZM259 67H257V69H258ZM260 68H261V71H260V73L262 74V71H264V69L260 66ZM75 69V68H74ZM249 70L251 69V68H248ZM256 69V70H257ZM263 69V70H262ZM20 70V69H19ZM83 70H85V69H83ZM95 70V69H94ZM97 70V69H96ZM117 70V69H116ZM166 70H167V74H166ZM217 70V69H216ZM249 70H248V72H249ZM255 70V71H256ZM79 71V73L81 74V72H80V70H78ZM87 71V70H86ZM128 71H130L131 72V70H128ZM182 71V72H183ZM228 71V70H227ZM88 72V71H87ZM107 72V71H106ZM111 72V70H109V73ZM120 72H122V71H120ZM181 72V73H182ZM220 73V71L219 70H217V72L216 73ZM224 72V71H223ZM225 72H226V70H225ZM47 73V72H46ZM108 73V74H109ZM117 73V72H116ZM126 73V72H125ZM205 74H207L206 72H204ZM209 73V72H208ZM216 73H214V74H216ZM231 73V72H230ZM237 73V72H236ZM240 73V72H239ZM242 73V72H241ZM246 73V72H245ZM244 72H243V76H245L244 74H245ZM252 73V72H251ZM48 74V73H47ZM86 74V73H85ZM111 74V73H110ZM113 74V73H112ZM111 74V75H112ZM124 74V73H123ZM133 74V73H132ZM161 74V76H159ZM203 74V73H202ZM210 74V73H209ZM213 74V75H214ZM224 74V73H223ZM247 74H250V73H247ZM259 74V69H258V72H257V75ZM82 75H84L83 73H82ZM218 75H220V74H218ZM241 75V77H243L242 76V74H240ZM252 75H254L255 77H257L256 75H255V73L254 74H252ZM252 75L250 76L251 78L250 79H252L253 77H252ZM260 75V74H259ZM262 75H264V74H262ZM261 75V77L262 78H264V76H262ZM40 76V75H39ZM85 76V75H84ZM115 76H116V74H115ZM121 76V75H120ZM134 76V75H133ZM136 76V75H135ZM206 76L207 75H205L204 77H205V79L204 80H206L207 79V81L209 80L208 78H206ZM225 76V75H224ZM230 76H232V75H230ZM144 77H146V78H144ZM213 77H216V75L215 76H213ZM226 77V76H225ZM224 77V78H225ZM237 77H238V74H237ZM241 77H238V78H241ZM246 77V76H245ZM244 77V78H245ZM255 77H254V79H255ZM260 77V76H259ZM260 77V78H261ZM118 78H119V75H118ZM117 78V80H120V79H118ZM120 78H123V77H120ZM127 78H129V77H127ZM210 78H212V76L210 77ZM231 78V77H230ZM246 78H249L248 76L246 77ZM114 79H115V77H114ZM213 79V78H212ZM218 81H219V78H216ZM235 79V78H234ZM48 80V79H47ZM110 79H108V81H109ZM146 80H144V81H146ZM148 80V81H149ZM217 80H216V82H217ZM221 80V79H220ZM227 80V79H226ZM225 80V81H226ZM256 80V79H255ZM258 80V79H257ZM106 81H107V79H106ZM111 81V80H110ZM110 81H109V84H111L110 83ZM203 80H201V82H202ZM207 81H203L205 84H206V82ZM214 81H215V78H214ZM237 80H234V82H236ZM244 81V80H243ZM49 82V81H48ZM124 82V81H123ZM122 82V83H123ZM129 82V81H128ZM137 82V81H136ZM215 82V83H216ZM247 82H248V80H247ZM250 82V81H249ZM261 82H263V81H261ZM149 83V82H148ZM147 83V84H148ZM197 83V84H196ZM210 83V82H209ZM213 83V82H212ZM212 83H211V85H209L208 86V82H207V86H208V89H211V88H209L210 86H212ZM215 83H213V84H215ZM220 83V82H219ZM39 84V83H38ZM40 84H41V82H40ZM39 84V85H40ZM49 84H50V86H49V88H52V85H53V83L52 82H49ZM80 84V83H79ZM81 84H82V82H81ZM145 84V83H144ZM216 84H218V83H216ZM228 84H229V82H228ZM42 85V84H41ZM139 85V84H138ZM146 85V84H145ZM153 85H154V83H153ZM185 85H183V86H185ZM234 85V84H233ZM243 85V84H242ZM241 85V87H243ZM46 86V85H45ZM44 86V87H45ZM61 86L63 87V85L61 84ZM120 86V87H119ZM144 86V85H143ZM215 86H218V85H214V87ZM229 86V85H228ZM232 86V85H231ZM231 86H229L228 88H231ZM236 86H237V84H236ZM40 87H43V86H40ZM59 87H60V85H59ZM61 87V88H62ZM82 87V86H81ZM117 87V88H116ZM134 88H135V86H133ZM213 86H212V88H214ZM238 87V86H237ZM65 88V89H64ZM64 88H62L61 90H68V88H66V87H64ZM110 88H111V90H110ZM115 88V89H114ZM126 88V89H127ZM206 88V87H205ZM215 88H217V87H215ZM220 87H218V89H219ZM256 88V87H255ZM4 89V88H3ZM21 89V88H20ZM23 89H26V88H23ZM23 89H21L22 90V92L20 93V97L22 96V98H23V96H28V100L29 99H32V98H29V95L30 94H34V92H36V91H38L39 89H36V88H34V89H26V90H23ZM118 90V93H114L115 92V90ZM131 89L132 88H130V91H131ZM136 89H138L139 90V88H137L136 87ZM183 89V90H182ZM207 89V88H206ZM221 89V88H220ZM239 89H241V88H239L238 87V91H237V88L235 89L237 92H238V94H240V95H242V97L245 99V101H242L243 102V105H244V103H251L252 102V96H255L254 94H252V88H247V87H245V89L244 88H242V89H244V90H239ZM32 90H34L33 92H32ZM48 90V89H47ZM61 90H59V92L61 91ZM63 90V92H65ZM67 90H66V94H67ZM110 90V91H109ZM132 90H134V89H132ZM141 90V89H140ZM198 90H199V92H198ZM225 90H228V89H226L225 88ZM224 90V91H225ZM231 90L233 91L232 93H231V91H230V89H229V91H230V93H228V94H230V95H233V96H235L234 95V93H236V91H234L232 88H231ZM7 91V89H5V92ZM70 90H68V92H69ZM76 91V92H75ZM123 91H125L126 92V94H122V95H128L127 97H122L120 94L121 93H123ZM144 91V90H143ZM182 91H184L183 93H182ZM212 91V90H211ZM223 91V92H224ZM245 91V92H244ZM261 91V90H260ZM18 92V91H17ZM39 92H41V91H39ZM55 92V91H54ZM79 92V93H78ZM208 92V91H207ZM206 92V93H207ZM216 92H218V90L216 89ZM219 92H221V91H219ZM227 92V91H226ZM1 93V92H0ZM52 93V92H51ZM50 93V91H49V94H51ZM135 93V94H136ZM144 93H146L145 91H144ZM8 94V93H7ZM46 94V93H45ZM48 94V93H47ZM49 94H48V96H49ZM143 94V93H142ZM209 94V93H208ZM3 95V94H2ZM17 95V94H16ZM146 95V94H145ZM187 95V94H186ZM222 95H225L224 93L222 94ZM62 96H63V94H62ZM150 96V97H149ZM214 96V95H213ZM217 96V95H216ZM229 96V95H228ZM227 96V97H228ZM237 96V95H236ZM262 96V95H261ZM261 96H260V98H261ZM58 97V96H57ZM73 96H71L70 98H72ZM78 97V96H77ZM144 97V96H143ZM143 97H142V99H143ZM205 97L207 98V99H205ZM238 97V96H237ZM263 97H264V95H263ZM4 98V97H3ZM10 98V97H9ZM17 98H19V97H17ZM35 98V97H34ZM37 98V97H36ZM74 98V97H73ZM212 98V97H211ZM219 98V97H218ZM236 98V97H235ZM234 98V99H235ZM5 99V98H4ZM3 99V100H4ZM46 99H47V97H46ZM216 99V98H215ZM240 99V98H239ZM8 100V99H7ZM182 100V101H181ZM219 100H220V98H219ZM231 100V99H230ZM254 100H256V99H254ZM261 100V99H260ZM4 101H6V100H4ZM50 101H58V102H60L61 104L62 103H64L65 101H69V98H67L66 96L65 97H59V98H53V99H48V100H44V103H47V102H50ZM64 101V102H63ZM138 101V102H137ZM213 101V100H212ZM224 100L222 99V101L221 102H223ZM236 101H237V99L233 102V101H231V103H233L234 105V107L236 106H238L239 105V103H236ZM2 102V101H1ZM29 102V101H28ZM43 102V101H42ZM57 102V103H58ZM110 102H112V101H110ZM114 102V101H113ZM217 102H219V101H217ZM217 102H216V104H217ZM241 102V103H242ZM255 102V101H254ZM258 103H259V101H257ZM10 102H8V104H9ZM70 103V102H69ZM74 103V104H75ZM114 103H116V102H114ZM208 103V104H207ZM213 103V102H212ZM215 103V102H214ZM261 103H262V101H261ZM260 103V104H261ZM1 104H3V103H1ZM5 104V103H4ZM12 104H13V106L16 104H14V103H11V106H12ZM21 104V107H22V104L23 103H20ZM19 104V105H20ZM123 104V103H122ZM227 104V103H226ZM229 104V103H228ZM252 104H253V102H252ZM6 106H7V110H9L8 109V106H10V104L9 105H7V104H5ZM18 105V104H17ZM56 105V104H55ZM68 105V104H67ZM71 105H72V103H71ZM114 105V104H113ZM116 105V104H115ZM241 105V104H240ZM243 105L242 106H239V108L237 107V109L236 110H234L235 111V115L236 114H238L239 112H237L238 110H241V112L242 111H244V110H247L248 109V107H244L243 108ZM255 105V104H254ZM4 106V105H3ZM5 106V107H6ZM112 106V105H111ZM125 106V105H124ZM227 105H225V107H226ZM232 106V105H231ZM246 106V105H245ZM251 106V105H250ZM4 107V108H5ZM66 107V106H65ZM103 107V108H102ZM109 107H110V104H109ZM116 107V106H115ZM185 107V106H184ZM234 107H232V109H231V111H233V108ZM257 107H258V105H257ZM0 108H3L2 106L0 107ZM10 109H12L11 107H9ZM15 108H16V105H15V107L13 108L14 110H15ZM19 108V107H18ZM48 108V107H47ZM51 107H49V109H50ZM188 108V107H187ZM200 108H202V106L200 107ZM230 107L228 106V109H229ZM12 109V110H13ZM37 109V108H36ZM52 109V108H51ZM61 110V109H60ZM197 110V109H196ZM195 110V111H196ZM34 111V110H33ZM37 111V110H36ZM187 111V110H186ZM191 111V110H190ZM8 113H9V111H7ZM39 112V111H38ZM49 112V111H48ZM101 112H104V113H102V114H104V117L103 118H101L100 120H97V118H98V116H99V114L101 113ZM110 112V113H109ZM148 112V113H147ZM188 112V111H187ZM263 112V111H262ZM19 113V112H18ZM29 113H31V111H29ZM28 113V114H29ZM33 113V112H32ZM141 113V112H140ZM153 113H155V115H153ZM197 113L199 114V112L197 111ZM10 114V113H9ZM15 114V113H14ZM26 114V113H25ZM34 114V113H33ZM65 114V115H64ZM143 114V113H142ZM190 114H191V112H190ZM215 115L216 117L215 118H220L219 120L220 121H225L226 119H225V117H226V113L224 112V111H222L221 110V112L219 113V115H217L214 111L212 112V115ZM263 114V113H262ZM15 115H18V114H15ZM30 115V114H29ZM44 115V114H43ZM46 115V114H45ZM44 115V116H45ZM70 115H68L69 117H70ZM138 116L140 115V114H137ZM176 115V116H175ZM242 115H243V113H242ZM241 114H240V116H242ZM247 115V114H246ZM7 116V115H6ZM10 116V115H9ZM33 116H35V115H33ZM38 116V115H37ZM43 116V117H44ZM50 116V115H49ZM142 116V115H141ZM196 116V115H195ZM236 116H239V115H236ZM40 117H41V115H40ZM56 117V116H55ZM68 117V118H69ZM202 117V115L200 116V118ZM21 118V117H20ZM46 118V117H45ZM115 119L113 120V121H117V119L119 120V118H117V117H114ZM123 118V117H122ZM125 118H126V116H125ZM134 118H136V117H134ZM139 118V117H138ZM190 118V117H189ZM196 118H197V116H196ZM195 118V119H196ZM241 118V117H240ZM21 119H23V118H21ZM35 119V118H34ZM34 119H32V118H29V122L31 121V120H34ZM36 119L38 120V117H36ZM47 119V118H46ZM107 119V120H106ZM111 119V120H110ZM143 119V118H142ZM141 119V120H142ZM193 119V118H192ZM245 119V118H244ZM27 120V119H26ZM39 120L40 121H42V120H44V118L41 120L40 118H39ZM67 120V121H66ZM70 120V119H69ZM134 120V119H133ZM182 120H184V119H182ZM235 120H236V118H235ZM240 120V119H239ZM22 121V120H21ZM28 121V120H27ZM36 121V120H35ZM35 121H31L30 123H31V126H32V124H33V122H35ZM135 121H137L136 119H135ZM192 120H190V122L189 123H187V125H188V127H185V128H187V130H186V137H187V134H188V136H190L189 135V129H190V127L192 126V125H194V123H193V121L191 122ZM210 121H213V119H210ZM215 121V120H214ZM216 121H218V119L216 120ZM215 121V122H216ZM228 121H232V120H228ZM242 121V120H241ZM1 122V121H0ZM37 122V121H36ZM62 122V121H61ZM131 122V121H130ZM234 122V121H233ZM6 123V122H5ZM15 123V122H14ZM29 123V124H30ZM38 123V122H37ZM53 123H57V122H54L53 121ZM141 123V122H140ZM202 123V119H201V121H197V125L198 124H201ZM232 123V122H231ZM237 123V122H236ZM35 124V123H34ZM39 124H40V122H39ZM38 124V125H39ZM125 125H124V128L126 129V130H129L130 128H127V125L128 124H126V123H124ZM228 124V123H227ZM4 125V124H3ZM59 125V124H58ZM60 125H61V123H60ZM118 125V124H117ZM123 125V124H122ZM213 125V126H212ZM216 125H220V123H218V122H216V124L214 125L213 124V122H212V124L210 125V127L211 128H207L205 131H208V132H210L209 134H212L214 131H216V129H218V128H214ZM245 125V124H244ZM40 126V125H39ZM121 126V125H120ZM22 127L23 126H21V128L20 129H22ZM58 127V126H57ZM59 127H61V126H59ZM129 127V126H128ZM181 127V126H180ZM18 128V129H19ZM24 128V127H23ZM26 128V127H25ZM24 128V129H25ZM28 128H30V127H28ZM27 128V129H28ZM116 128V127H115ZM148 129V132H144V133H142L141 134V131H140V129ZM182 128V127H181ZM192 128V127H191ZM24 129H22L21 131H23L22 133H27L26 131L24 132ZM32 129V128H31ZM31 129H30V131L29 132H32L31 131ZM36 129V128H35ZM83 129V130H82ZM122 129V128H121ZM194 129V128H193ZM228 129V128H227ZM10 130V129H9ZM33 130V129H32ZM37 130H39V129H37ZM37 130H33V135L35 134L36 135V133L38 132ZM43 130V129H42ZM47 130V129H46ZM46 130H45V132H46ZM50 129H48L47 131H49ZM201 130H204L203 128H201ZM44 131V130H43ZM43 131H39L40 133L39 134H43V133H41V132H43ZM115 131V132H114ZM113 132H109L107 135H106V137H104V139H109L110 138V140H107V141H105V143H118L117 141H116V139L117 138H119V140H120V137H122L121 136V134H118V133H116V132H118L117 131V129L116 130H114ZM178 131V130H177ZM191 131V130H190ZM228 131H231V130H228ZM16 132H18V130L16 131ZM29 132H28V134H29ZM50 132V131H49ZM58 132H57V134H58ZM64 132H66V134H64ZM195 132V131H194ZM193 132V133H194ZM204 132V131H203ZM48 133V132H47ZM51 133V132H50ZM50 133H48L47 135H49ZM53 133V132H52ZM150 133V134H149ZM167 133V134H166ZM185 133V132H184ZM192 133V134H193ZM197 133V132H196ZM194 134L193 136H194V138L192 139H189V142L191 143L190 144V146L189 147H196V146H200L201 144H202V137L205 135V134H203L202 132H201V136H197V134ZM16 134V133H15ZM20 134V136H21V133H20V131H19V133H18V135ZM28 134H26V135H28ZM45 134V133H44ZM124 134V133H123ZM138 134V133H137ZM154 134V135H153ZM207 134V133H206ZM17 135V136H18ZM23 135V134H22ZM46 135V134H45ZM53 135V134H52ZM136 135V134H135ZM163 135H165V136H163ZM136 136H139V135H136ZM145 136V137H146ZM169 136V135H168ZM23 138H24V136H22ZM27 137H32L30 134L27 136ZM26 137V138H27ZM43 137H45V136H43ZM146 137V138H147ZM152 137V138H151ZM224 137H226V136H224ZM20 138V137H19ZM25 138V139H26ZM45 138H47V136L45 137ZM53 138H52V140H53ZM112 138H113V140H112ZM126 138V137H125ZM156 138V139H157ZM158 138V142L157 143H160V141H161V139H159ZM17 139V138H16ZM31 139H33V138H31ZM35 139H38L37 137H35ZM39 139H41L40 137H39ZM48 140H49V138H47ZM51 139V138H50ZM69 139V140H68ZM81 139V140H80ZM127 139V138H126ZM94 140V141H93ZM100 140H102V139H100ZM118 140V139H117ZM123 140H125V139H123ZM123 140L121 139V141H119V145H120V148H119V150H118V152L120 151H122V149H125L123 146V144H124V142H123ZM36 141H38V140H36ZM46 141V140H45ZM50 141V140H49ZM49 141H47V143L49 142ZM83 141V142H82ZM144 141H147L146 139H144ZM163 141V142H164ZM185 141V140H184ZM15 142V141H14ZM21 142V141H20ZM27 142V141H26ZM40 142H42V141H40ZM52 142H54V141H52ZM80 142V145H78V143ZM86 142V141H85ZM155 142H156V140H155ZM22 143V142H21ZM23 143H25V142H23ZM34 143V142H33ZM51 143V142H50ZM55 143V142H54ZM104 142H103V144H105ZM31 144V143H30ZM29 144V145H30ZM42 144V143H41ZM52 144V143H51ZM103 144H101L100 146H101V148H102V146H104ZM172 144V143H171ZM173 144H174V142H173ZM28 145V146H29ZM31 145H33V144H31ZM86 145V144H85ZM132 145H133V143H132ZM135 145V144H134ZM133 145V148H135L137 145H135L134 146ZM18 146H20V144L18 145ZM36 146V145H35ZM44 146V144H42V146H40V148L41 147H43ZM98 146V145H97ZM173 146V145H172ZM23 147H25L24 145H23ZM22 146H21V148H23ZM39 147V146H38ZM46 147V146H45ZM88 147H91V146H88ZM126 147V146H125ZM32 148H33V146H32ZM39 148V149H40ZM92 148V147H91ZM94 148V147H93ZM92 148V149H93ZM113 148V149H112ZM112 148H109L108 147V149L112 152L113 151V153L115 154L116 152H115V150L114 149H116L115 147H112ZM128 148H130V147H128ZM137 149H138V147H136ZM200 148V147H199ZM12 149V148H11ZM28 149V148H27ZM38 149V148H37ZM36 149V150H37ZM46 149H47V147H46ZM65 149V148H64ZM80 149V148H79ZM97 149H98V147H97ZM127 149V148H126ZM18 150V149H17ZM34 150H35V148H34ZM33 150V151H34ZM42 149H40L39 151H41ZM86 150V149H85ZM109 150H108V152H109ZM153 150V149H152ZM15 151V150H14ZM31 151V150H30ZM38 151V150H37ZM46 151V150H45ZM60 151V150H59ZM94 151V150H93ZM187 151H188V149L184 152V162H183V164H190L193 160H194V158L191 160V158L189 157V155H191L192 156V153L190 152H188L187 153ZM29 152V151H28ZM42 152V151H41ZM87 152V151H86ZM107 152V151H106ZM123 152H124V150H123ZM126 152V151H125ZM94 153V152H93ZM110 153V152H109ZM108 153V154H109ZM16 154H17V152H16ZM26 154H28L27 152H26ZM40 154V153H39ZM106 154V153H105ZM121 154V153H120ZM124 154V153H123ZM126 154V153H125ZM134 154V153H133ZM189 154V155H188ZM98 155H99V153H98ZM118 155V154H117ZM147 155V154H146ZM15 156V155H14ZM106 156V155H105ZM120 156V155H119ZM207 156V155H206ZM17 157V156H16ZM38 157V156H37ZM37 157H35V158H37ZM69 157V158H68ZM68 157H65L64 158V156H61L60 157V160L61 161H67V168H68V170L70 171V170H74V167L73 166H75V164H74V160H76L75 158H73V160H72V156H68ZM82 157V156H81ZM92 157V156H91ZM123 157V156H122ZM77 158V157H76ZM96 158V157H95ZM116 158H118V156H116ZM128 158V157H127ZM154 158V157H153ZM78 159V158H77ZM80 159V158H79ZM100 159V158H99ZM102 159V158H101ZM138 159V158H137ZM141 159V158H140ZM145 159V158H144ZM147 159V158H146ZM7 160V159H6ZM37 160H39V158H37ZM104 160H106L105 158H104ZM149 160V159H148ZM87 161V160H86ZM145 161V160H144ZM60 162V161H59ZM79 162H81V161H79ZM99 162V161H98ZM107 162V161H106ZM141 162V161H140ZM145 162H147V161H145ZM32 163H33V161H32ZM42 163V162H41ZM40 163V164H41ZM90 163V162H89ZM95 163H96V161H95ZM103 163V162H102ZM108 163V162H107ZM5 164H7V163H5ZM4 164V165H5ZM82 164H83V160H82ZM100 164V163H99ZM114 164V163H113ZM120 164V163H119ZM119 164H117V165H119ZM128 164V163H127ZM130 165H131V163H129ZM140 164V163H139ZM144 164V163H143ZM148 164H149V162H148ZM159 164V163H158ZM3 165V166H4ZM8 165V164H7ZM15 165V164H14ZM55 165V164H54ZM59 165L60 166H64V164L62 165L61 163H59ZM78 165V164H77ZM80 165H81V163H80ZM92 165H94L93 163H92ZM101 165V164H100ZM99 165V166H100ZM105 165V164H104ZM104 165H103V167H104ZM120 165H122V163L120 164ZM138 165V164H137ZM140 165H142V164H140ZM150 165V164H149ZM88 166V165H87ZM95 166V165H94ZM136 166V165H135ZM135 166H132L131 167V170H128V167H126V170H125V167H124V169H122V170H124L126 173H128V174H133V173H135L136 174V172L138 171L136 168L138 167H136L135 168ZM142 166H144V165H142ZM141 166V167H142ZM151 166V165H150ZM192 168L190 169V171H189V173L191 174V175H193V176H195L196 177V175H198V177H196V178H198V180H200V181H202L203 183H207V181L205 180V178H207V174L205 175V176H202L201 174H199V173H197L195 170H196V167H197V164L194 162V163H192ZM7 167V166H6ZM73 167V168H72ZM80 167H82V166H80ZM93 167V166H92ZM97 167V166H96ZM105 167H107V166H105ZM116 167V166H115ZM114 167V168H115ZM134 167V168H133ZM154 167V166H153ZM24 168H27L28 170H30L28 167H24ZM37 168V167H36ZM35 168V169H36ZM100 168V167H99ZM120 168H122V167H120ZM133 168V169H132ZM198 168V167H197ZM4 169V168H3ZM89 169H90V167H89ZM118 168L116 167V170H117ZM129 169H130V167H129ZM143 169H145V168H143ZM23 170V169H22ZM41 170V169H40ZM39 170V171H40ZM82 170V169H81ZM97 170V169H96ZM103 170H104V168H103ZM118 170H120V172H121V169H118ZM149 170V169H148ZM148 170L146 171V172H148ZM12 171V170H11ZM124 171L122 172L123 174H124ZM129 171V172H128ZM151 171V170H150ZM202 171H203V169H202ZM34 172H35V170H34ZM33 172V173H34ZM71 172V171H70ZM73 172V171H72ZM83 172V171H82ZM97 172H99V171H97ZM133 172V173H132ZM201 172V171H200ZM248 172H250V171H248ZM12 173V172H11ZM21 173V172H20ZM25 174H19V175H16L17 177H16V179H11L9 182L10 183H6L8 186H9V188H10V186H11V188H10V190L8 191V200H9V202H10V205H11V211H10V214H12L11 216H15V217H21L23 220H29V221H31V222H36V223H38L39 224V226H42V225H46V221L47 220H50L51 218H54V217H47L48 215H47V211H46V209L50 206L49 205V202H48V200H47V196L45 195L46 194V192H44L43 191V185L41 184V181H39L38 183L34 180V178H31V177H33V176H30V174L32 173H29V172H27V171H25L24 172ZM29 173V174H28ZM61 173V172H60ZM64 173V172H63ZM80 173V172H79ZM100 173H102V172H100ZM125 173V174H126ZM153 173V172H152ZM155 173V172H154ZM157 173V172H156ZM207 173V172H206ZM12 174H14V172L12 173ZM35 174V173H34ZM40 174H42V173H40ZM55 174V173H54ZM75 174V173H74ZM85 174V173H84ZM91 174H92V171H87L86 172V174H85V178H84V176H76L75 177V180L77 181V183L78 184H82V187H83V190H85V192H87V193H89V192H91L90 191V184H91V181L89 180L90 178H91ZM99 174V173H98ZM97 174V175H98ZM148 174V173H147ZM150 174V173H149ZM205 174V173H204ZM69 175V174H68ZM68 175L66 176V177H68ZM96 175V176H97ZM151 175V174H150ZM211 175V174H210ZM9 176H12V175H9ZM35 176V175H34ZM74 176V175H73ZM100 176V175H99ZM103 176V175H102ZM25 177V178H24ZM65 177V180L67 179ZM148 177V176H147ZM203 177H204V179H203ZM11 178V177H10ZM14 178V177H13ZM43 178H45L44 176H43ZM70 178H71V176H70ZM93 178H95L94 176H93ZM96 178H98V177H96ZM101 178V177H100ZM99 178V179H100ZM103 178V177H102ZM129 178H130V175H129ZM135 178V177H134ZM149 178H150V176H149ZM211 178V177H210ZM215 178H217L218 179V177L217 176H215ZM256 177H252V179H253V181H257L256 179H255ZM37 179V178H36ZM49 179V178H48ZM53 179V178H52ZM69 179V178H68ZM88 179V181H86ZM132 179H133V177H132ZM222 179V178H221ZM72 180V179H71ZM95 180V179H94ZM97 181H98V179H96ZM101 180V179H100ZM131 180V179H130ZM135 180V179H134ZM210 180V179H209ZM212 180V179H211ZM43 181V180H42ZM54 181V180H53ZM215 181V180H214ZM59 182V181H58ZM66 182V181H65ZM68 182V181H67ZM66 182V183H67ZM94 182V181H93ZM96 182V181H95ZM210 183H211V181H209ZM40 183V184H39ZM43 183L45 184V182L43 181ZM122 183V182H121ZM210 183H208V184H210ZM217 183V182H216ZM215 183V184H216ZM220 183V182H219ZM58 184V183H57ZM99 184V183H98ZM125 184H127V182L125 183ZM208 184H206V185H208ZM213 184V183H212ZM22 186V187H25L24 185H27L26 187H27V191H28V193H26L24 196L23 195H21L20 197H22V198H20L19 197V195H18V197H17V195L15 196V186H17V188L19 189V190H21L22 189V187H21V189L19 188V186ZM59 185V184H58ZM69 185V184H68ZM68 185L66 186V189H65V191L64 192H66V193H68V192H70L71 193V189L70 188H72V187H68ZM93 185V184H92ZM193 185H196V184H194L193 183ZM220 185H222V184H220ZM247 185V184H246ZM46 186V185H45ZM73 186V185H72ZM120 186V185H119ZM97 186H95L94 188H96ZM192 187V188H191ZM191 187H189L188 188V193L190 194V195H193L194 194V192H195V187L194 186H191ZM247 188H249V186L247 185L246 186ZM98 188V187H97ZM216 189H218L217 187H215ZM215 188H213V192H212V197L211 198H207L206 200H208V201H206L205 200V202H207V203H218V205H219V199H218V197L217 196H221L222 197V195H221V188L223 189V192H224V188L223 187H219V190L220 191H217L216 193L218 194H216L215 193V191H216V189ZM245 188V187H244ZM70 189V190H69ZM144 188L142 187L141 189H140V191L141 192H145V191H147V189H144ZM187 189V188H186ZM193 189V190H192ZM24 190V189H23ZM32 190V191H31ZM212 190V189H211ZM244 190H246V189H244ZM254 190V189H253ZM72 191H73V189H72ZM75 191V190H74ZM94 191V190H93ZM210 191V190H209ZM227 191V190H226ZM224 192L223 194L225 195V194H227L228 192ZM252 191V190H251ZM21 192V191H20ZM75 192H77V191H75ZM74 192V193H75ZM200 192V191H199ZM203 192V191H202ZM243 192V191H242ZM247 192H249V191H246V193ZM17 193H19V191H17ZM24 193V192H23ZM22 193V194H23ZM78 193V192H77ZM92 193V192H91ZM90 193V194H91ZM210 193V192H209ZM244 193V192H243ZM20 194V193H19ZM28 194V195H27ZM55 194V193H54ZM83 194V193H82ZM199 194H201V193H199ZM84 195V194H83ZM82 195V196H83ZM89 195V194H88ZM217 195V196H216ZM240 195V194H239ZM58 196H59V198H58ZM194 196L196 197L195 198V201H196V204L195 205H197V204H199L200 205V208L202 207V209L204 208V204L205 203H203V204H201L202 202H204V201H202V202H200V201H198V196H196V193L194 194ZM235 196V195H234ZM225 197V196H224ZM227 197V196H226ZM199 198H201L200 197V195H199ZM206 198V197H205ZM231 198H232V195H231ZM253 198H255V197H253ZM53 199L57 202V203H59V202H61V199H62V197H61V199H60V195L59 194H57L56 193V195L54 196L53 195ZM100 199V198H99ZM216 199H218V202H216L217 200ZM224 199V198H223ZM230 199V198H229ZM229 199H228V201H229ZM240 199V198H239ZM101 200V199H100ZM201 200V199H200ZM226 200V199H225ZM237 200V199H236ZM6 201V200H5ZM222 201V200H221ZM230 201H231V199H230ZM230 201H229V203H230ZM239 201V200H238ZM247 201V200H246ZM250 201V202H249ZM223 202V201H222ZM221 202V203H222ZM224 202H226V201H224ZM236 202V201H235ZM245 202V201H244ZM30 203L31 204H33L32 206L34 207V209L36 210V214L34 215L33 214V212L35 211H31V206H30ZM232 203V202H231ZM252 203H255L254 201H252V200H248V203H247V205H246V207L245 208H249V210L250 211H254L255 210V212H256V209L258 208V207H256V206H254L255 204H252ZM260 203H261V206H262V208L264 209V202H262V201H260ZM227 204H228V202H227ZM257 204V203H256ZM199 205H197V206H199ZM203 205V206H202ZM222 205H224V204H222ZM231 205H233V203L231 204ZM245 205V204H244ZM260 205V204H259ZM251 206H254V207H256V208H251ZM222 207H224V206H222ZM222 207H220V208H222ZM226 207H230L231 208V206L229 205H227ZM232 207H236V206H232ZM230 208H229V211H230ZM241 208H242V206H241ZM244 208V207H243ZM29 209V210H28ZM205 209H207L208 210V206H207V208L205 207ZM204 209V210H205ZM238 209V208H237ZM200 210V209H199ZM243 210V209H242ZM245 210V209H244ZM247 210V209H246ZM201 211V210H200ZM210 211V210H209ZM213 211H214V209H213ZM248 211V210H247ZM263 211V210H262ZM205 212V211H204ZM210 212H212V211H210ZM214 212H216V211H214ZM218 212V211H217ZM222 212H224V210L222 211ZM238 212V211H237ZM239 212H240V209H239ZM238 212V213H239ZM246 212V211H245ZM254 212V213H255ZM221 213V212H220ZM219 213V214H220ZM224 213H226V212H224ZM233 213V212H232ZM237 213V214H238ZM247 213V212H246ZM256 213H258V212H256ZM255 213V214H256ZM205 214V213H204ZM206 214H207V212H206ZM214 214V213H213ZM228 214V213H227ZM249 214V213H248ZM251 214H252V212H251ZM261 214V213H260ZM212 215V214H211ZM225 215V214H224ZM10 216V217H11ZM229 216V215H228ZM255 216V215H254ZM253 216V217H254ZM205 217L206 216H203L202 217V220H204L205 219ZM207 217H209V215H207ZM249 217V216H248ZM13 217H11V219H12ZM18 218H16V219H18ZM212 218V217H211ZM210 218V219H211ZM207 219V218H206ZM255 219V218H254ZM257 219V218H256ZM12 220H15V219H12ZM11 220V221H12ZM46 220V221H45ZM115 220V222H118V219H116L115 217L113 218V221ZM199 220V219H198ZM201 220V219H200ZM208 220V219H207ZM16 221H18V220H16ZM16 221H15V223H16ZM20 221H21V219H20ZM70 221V220H69ZM209 221V220H208ZM208 221H206V222H208ZM204 223H205V221H203ZM213 222V221H212ZM18 223V222H17ZM200 223H202L201 221H200ZM210 224H211V221L209 222ZM21 224H22V226L21 225H19V227L22 229V230H24V229H26L24 226H23V223L21 222ZM29 224V223H28ZM227 224V223H226ZM24 225H25V222H24ZM66 225V224H65ZM150 225V224H149ZM152 225V224H151ZM204 225V224H203ZM209 225V224H208ZM207 225V223H206V226H208ZM212 225V224H211ZM211 225H209V226H211ZM38 226V227H39ZM228 226V225H227ZM14 227V226H13ZM12 227V228H13ZM60 227L63 229V230H65L64 228H67L66 226H63V224H62V222H61V224H60ZM147 227H148V225H147ZM240 227L242 228V225H240ZM239 227V228H240ZM9 228H10V226H9ZM44 228V227H43ZM213 228V227H212ZM209 229L211 230V228L209 227ZM215 229V228H214ZM213 229V230H214ZM28 230V229H27ZM216 231H217V229H215ZM66 231V230H65ZM208 231V230H207ZM206 231V232H207ZM21 232V231H20ZM46 232H49L48 234L46 233ZM205 232V231H204ZM27 233V232H26ZM212 234H213V232H212ZM213 235H215V236H217V238H218V242L217 243H219V244H221V239H225L226 240V244H227V247L225 248V254H229V248H230V244L232 243V241L234 240L232 237H230V236H228V234H224L223 232H221V231H218V232H215V234H213ZM19 236V235H18ZM42 236H43V238L45 239V240H47V241H50V240H54L55 238H57L56 237V235L54 234V233H51L50 232V230L49 231H45V232H43L42 233ZM53 236H55L54 238H53ZM210 236V235H209ZM212 237V236H211ZM26 238V237H25ZM22 239V238H21ZM29 239V238H28ZM63 239V238H62ZM23 241V240H22ZM82 242V241H81ZM25 243V242H24ZM107 243V242H106ZM62 244V243H61ZM65 244V243H64ZM7 245V244H6ZM54 245H55V243H54ZM66 245V244H65ZM3 246V245H2ZM67 246V245H66ZM23 248V247H22ZM25 248H27V247H25ZM64 250H69V248H66V247H64ZM89 250V249H88ZM78 251V250H77ZM153 252V255H154V250H152ZM194 251H196V250H190L189 251V253H188V255L189 256H191L192 258H194ZM75 252V251H74ZM150 252H151V250H150ZM67 253H69V252H66V251H64V253H61V254H63L64 255V257H60V255H59V257H57L56 256V254H54V258L53 259H48L47 260V264L49 263V264H53V263H57V264H68L69 262H74L75 261V257H70L71 256V254H70V256H67ZM200 253V252H199ZM73 256V255H72ZM38 257H41V256H38ZM144 257L146 258V259H148L147 257H146V255H144ZM78 258V257H77ZM200 258H203L202 257V255L201 254H199V259ZM198 258H197V260H198V262L195 260V262H197V264H204L203 263V261L201 262L200 260H199ZM162 261H164V260H166L167 262H168V259H166V257H163L162 259H161ZM169 260H170V258H169ZM165 261V262H166ZM166 262V263H167ZM194 262V264H196ZM164 263V262H163ZM163 263H161V264H163ZM76 264H77V262H76ZM191 264H193L192 263V261H191Z\"/></svg>",
  "mask_w": 264,
  "mask_h": 264
},
{
  "label": "snow or ice",
  "instance_id": "3",
  "mask_svg": "<svg viewBox=\"0 0 264 264\" xmlns=\"http://www.w3.org/2000/svg\"><path fill=\"white\" fill-rule=\"evenodd\" d=\"M0 7L3 6L0 5ZM8 7L15 12L17 5L10 4ZM57 14L56 12L52 13V15ZM33 35H35V32H33ZM16 103L20 104L21 101L17 100ZM223 108L224 105H220V107L203 114L202 123L197 125V136L200 135L201 128L209 124L210 119H212V112L214 111L219 115ZM250 111L256 113L257 109L253 107ZM117 123L122 122L117 121ZM256 125L255 127H249L245 124L243 127L236 128L235 134L246 132L256 137L259 147L256 146V142L238 140L243 148L240 151H233L226 146H222L221 138L213 136L211 141L205 138L201 147L195 149L200 153L197 163L218 178L222 177L233 181L236 188L247 184L249 187H258L259 190L264 192V159H254L257 152L264 156V124L256 122ZM56 126L51 121L40 125L44 129H51ZM76 126L87 127V125L79 124ZM140 131L144 133L146 130L142 128ZM12 139L15 140V137H12ZM131 141L133 144H138L137 157L146 154L143 136H133ZM0 146L5 150L8 148L3 134H0ZM104 147H115L119 150L120 145L118 143H106ZM152 151L154 152L155 149ZM171 151V157L164 156L166 163L156 166L157 178H148L146 171L141 170L135 180L129 182L127 189L120 187L119 182L128 178L116 176L111 167L108 168L107 174L99 181L100 187L95 189L93 194L86 196L66 193L59 186L53 187L54 181L49 178L47 180L48 191L45 195L50 206L46 211L49 217L55 215V222L44 225L45 231L50 230L51 233L56 235L55 244L64 242L65 244L78 246V242L83 241L87 245L84 252H87L89 247L95 251L98 245L109 242L119 235L132 236L137 223L167 225L168 227L181 226L184 220L191 215L193 220L191 234L182 244L171 249L170 259L173 264H190L188 259L190 250H198L207 261V264H264V224L258 225L251 222L242 231L235 226L232 227L231 235L234 240L230 244L229 254L222 252L215 241L195 234L199 227L197 210L189 203L183 189L177 188L173 184V180L179 177L177 168H183V157L177 153L186 151V142L181 139L177 148H173ZM205 153H207V156ZM85 159H90V157L85 154ZM249 162L255 164L256 168L259 169V181L256 183L252 179V174L245 177L242 172V169L247 167ZM110 163H114V159ZM256 168L253 169V173ZM75 171L80 172L81 169L78 167ZM56 175H60L59 170H57ZM142 187L145 189L150 187L151 191L141 192ZM56 192H59V195L63 198L59 203L53 199V194ZM98 198H102V200L98 202ZM4 209L5 204L0 202V213ZM61 217L64 218L67 231L60 227ZM113 217L118 219V224L113 222ZM211 219L213 228H224L225 223L222 221H227L229 217L221 213L212 216ZM231 219L233 225H235L237 218L233 217ZM238 219L252 221L253 217L241 215ZM259 219L264 221V214L260 215ZM32 235L37 239L40 238L38 233ZM60 237H63V241ZM17 239H20V237L0 228V242L7 243L9 251H11V246L15 244ZM164 255L168 256L169 253L166 252ZM15 264H37V262L17 261ZM152 264H159V261H153Z\"/></svg>",
  "mask_w": 264,
  "mask_h": 264
}]
</instances>
